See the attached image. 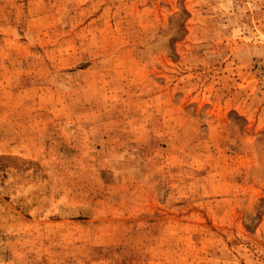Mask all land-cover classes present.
<instances>
[{"label": "rangeland", "instance_id": "374dc122", "mask_svg": "<svg viewBox=\"0 0 264 264\" xmlns=\"http://www.w3.org/2000/svg\"><path fill=\"white\" fill-rule=\"evenodd\" d=\"M0 264H264V0H0Z\"/></svg>", "mask_w": 264, "mask_h": 264}]
</instances>
